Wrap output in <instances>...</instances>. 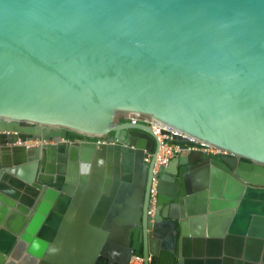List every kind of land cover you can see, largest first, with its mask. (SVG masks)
Masks as SVG:
<instances>
[{
  "label": "water",
  "instance_id": "95a60500",
  "mask_svg": "<svg viewBox=\"0 0 264 264\" xmlns=\"http://www.w3.org/2000/svg\"><path fill=\"white\" fill-rule=\"evenodd\" d=\"M128 113L221 150L160 167L144 264H264V0H0V264H131L158 144Z\"/></svg>",
  "mask_w": 264,
  "mask_h": 264
},
{
  "label": "built area",
  "instance_id": "2783aa9c",
  "mask_svg": "<svg viewBox=\"0 0 264 264\" xmlns=\"http://www.w3.org/2000/svg\"><path fill=\"white\" fill-rule=\"evenodd\" d=\"M132 123H147L150 125L153 134L157 140L158 148L155 154L148 153L146 159L151 161L154 156V167H153V177L151 181L150 187V195H149V204H148V215L150 216V220H154V214L158 206V182H159V169L162 165H166L171 158L177 156L178 154H183L189 150H201L206 154H217L221 152L219 148H216L212 145L203 143L201 141H197L194 139H189V144L186 148H181L179 144H177L173 135L177 134V131L172 128L162 126L148 116L137 114V113H128L125 115ZM37 141L28 142L29 145L37 144ZM141 257L139 255H132L131 262L138 263L141 261Z\"/></svg>",
  "mask_w": 264,
  "mask_h": 264
},
{
  "label": "flooded vegetation",
  "instance_id": "af4514ba",
  "mask_svg": "<svg viewBox=\"0 0 264 264\" xmlns=\"http://www.w3.org/2000/svg\"><path fill=\"white\" fill-rule=\"evenodd\" d=\"M151 178H152V173L150 171L145 172L142 177L143 181L146 182V185H148V187L150 186L149 184L151 182ZM150 221H151L150 216L148 215L143 222L138 224L136 230L132 233L131 257L132 255H139L142 258L141 261H138V263L135 264H144L145 249L151 245L153 250L156 251L158 250V252L162 251L161 241H160L162 239V236L157 233L158 229L154 231ZM0 252L4 254L5 259H8V257L11 256L10 249L8 251L0 250ZM131 257H130V263L134 264L131 262ZM16 264H20V262L18 261L16 262ZM100 264H102V262H100Z\"/></svg>",
  "mask_w": 264,
  "mask_h": 264
},
{
  "label": "trees",
  "instance_id": "16d2710c",
  "mask_svg": "<svg viewBox=\"0 0 264 264\" xmlns=\"http://www.w3.org/2000/svg\"><path fill=\"white\" fill-rule=\"evenodd\" d=\"M68 138L69 139H73V140H80V139H83L84 138V136H82V135H80V134H78V133H76V132H69L68 133ZM184 168L183 167H180V171H182Z\"/></svg>",
  "mask_w": 264,
  "mask_h": 264
},
{
  "label": "rangeland",
  "instance_id": "374dc122",
  "mask_svg": "<svg viewBox=\"0 0 264 264\" xmlns=\"http://www.w3.org/2000/svg\"><path fill=\"white\" fill-rule=\"evenodd\" d=\"M121 116L119 115V116H117V118L116 119H119Z\"/></svg>",
  "mask_w": 264,
  "mask_h": 264
}]
</instances>
